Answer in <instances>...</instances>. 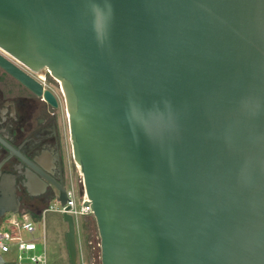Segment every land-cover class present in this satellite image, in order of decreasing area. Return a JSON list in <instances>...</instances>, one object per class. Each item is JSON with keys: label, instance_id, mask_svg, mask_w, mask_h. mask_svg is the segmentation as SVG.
I'll return each instance as SVG.
<instances>
[{"label": "water", "instance_id": "water-1", "mask_svg": "<svg viewBox=\"0 0 264 264\" xmlns=\"http://www.w3.org/2000/svg\"><path fill=\"white\" fill-rule=\"evenodd\" d=\"M0 50L59 85L64 179L73 164L100 264H264V0H0ZM61 184L47 204L66 203ZM46 185L21 184L32 198ZM15 189L2 174L0 220L20 211Z\"/></svg>", "mask_w": 264, "mask_h": 264}, {"label": "flooded vegetation", "instance_id": "flooded-vegetation-1", "mask_svg": "<svg viewBox=\"0 0 264 264\" xmlns=\"http://www.w3.org/2000/svg\"><path fill=\"white\" fill-rule=\"evenodd\" d=\"M0 55L29 77L42 94L35 96L0 68V138L4 142L0 144V177L6 173L14 177L20 210L31 209L34 213L47 205L61 180L66 191L64 178L71 157L63 97L58 83L45 70L34 73L1 50ZM44 92L53 97L56 107L43 99ZM35 161L48 168L47 179L32 170L29 164ZM69 165L72 168L73 164ZM28 178L47 183L38 198L29 197L21 186Z\"/></svg>", "mask_w": 264, "mask_h": 264}, {"label": "rangeland", "instance_id": "rangeland-1", "mask_svg": "<svg viewBox=\"0 0 264 264\" xmlns=\"http://www.w3.org/2000/svg\"><path fill=\"white\" fill-rule=\"evenodd\" d=\"M72 166V164H71ZM72 174L66 180V189H70L71 185L75 192V202L77 207L80 205L81 189L78 184V175L72 166ZM61 208L59 202L51 201L49 204L41 207L39 210L51 209L46 212L43 217L38 216L37 219H33L35 231L33 235L22 233V237L25 241H33L37 245V252L41 253L43 250L42 242V223L44 224V236H45V251L47 257V264H69L68 253L65 242V233L67 226L63 221L62 215L57 212ZM26 213L31 214V209L23 208ZM36 214V212H34ZM90 217V216H89ZM89 217H77L75 218V230H76V246H77V264H100L99 259V241L98 234L94 220L90 221ZM20 215L7 214L5 219L15 220L19 219ZM8 225L1 222L0 232L4 233L8 231ZM4 264H14V255L0 254Z\"/></svg>", "mask_w": 264, "mask_h": 264}, {"label": "built area", "instance_id": "built-area-1", "mask_svg": "<svg viewBox=\"0 0 264 264\" xmlns=\"http://www.w3.org/2000/svg\"><path fill=\"white\" fill-rule=\"evenodd\" d=\"M78 184L81 189V200L80 205L77 207L75 202V192L71 185L70 189H66V203L61 206L58 213L61 215L66 214L73 218L77 217H92V212L89 207V201L83 192V184L81 176H78ZM86 202V206L84 203ZM51 209H44L40 211L38 215L35 213H26L24 210L19 211L20 218L15 220L5 219V216L0 220V223L3 222L8 225L7 232H0V254H13L14 255V264H47V257L45 251V236H44V224L42 223V242L43 250L41 253L37 252V245L33 241H25L22 237V233L33 235L35 228L32 223L33 214L37 217L43 215L50 211ZM14 214V215H18ZM93 218V217H92ZM99 241V240H98ZM99 246V245H98Z\"/></svg>", "mask_w": 264, "mask_h": 264}, {"label": "crops", "instance_id": "crops-1", "mask_svg": "<svg viewBox=\"0 0 264 264\" xmlns=\"http://www.w3.org/2000/svg\"><path fill=\"white\" fill-rule=\"evenodd\" d=\"M72 169V168H71ZM76 171V170H75ZM71 174H72V172H71ZM78 175V174H77ZM40 213V210H38V211H36V215H38ZM87 217H89V216H87ZM89 219H90V221H93V218L92 217H89Z\"/></svg>", "mask_w": 264, "mask_h": 264}, {"label": "trees", "instance_id": "trees-1", "mask_svg": "<svg viewBox=\"0 0 264 264\" xmlns=\"http://www.w3.org/2000/svg\"><path fill=\"white\" fill-rule=\"evenodd\" d=\"M32 216H33L34 219H37L38 218L35 214H33Z\"/></svg>", "mask_w": 264, "mask_h": 264}]
</instances>
